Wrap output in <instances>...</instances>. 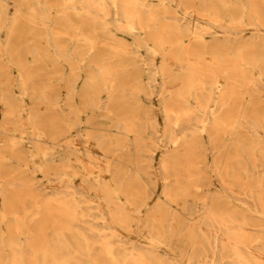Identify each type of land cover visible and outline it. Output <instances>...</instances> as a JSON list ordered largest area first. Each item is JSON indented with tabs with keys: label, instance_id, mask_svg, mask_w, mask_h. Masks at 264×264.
I'll return each mask as SVG.
<instances>
[{
	"label": "bare ground",
	"instance_id": "bare-ground-1",
	"mask_svg": "<svg viewBox=\"0 0 264 264\" xmlns=\"http://www.w3.org/2000/svg\"><path fill=\"white\" fill-rule=\"evenodd\" d=\"M0 264H264V0H0Z\"/></svg>",
	"mask_w": 264,
	"mask_h": 264
},
{
	"label": "rangeland",
	"instance_id": "rangeland-1",
	"mask_svg": "<svg viewBox=\"0 0 264 264\" xmlns=\"http://www.w3.org/2000/svg\"><path fill=\"white\" fill-rule=\"evenodd\" d=\"M22 100H24L26 103H29V101H28L27 98H22ZM98 119H99V118H98ZM98 128H104V126L99 125ZM24 143H25V145L28 146V148H31V147H32V144L30 143V141H24ZM155 202H157V198H155L154 195H153V197H151V198L148 200L147 204H146L145 206H142V208H141L142 211L146 210V208H147L148 206L153 205ZM135 237H136V236H133L132 238H135ZM135 239H136V238H135Z\"/></svg>",
	"mask_w": 264,
	"mask_h": 264
}]
</instances>
